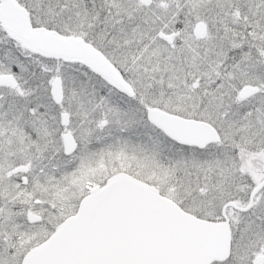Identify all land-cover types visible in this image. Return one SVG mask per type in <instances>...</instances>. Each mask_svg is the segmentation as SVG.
<instances>
[{"label": "snow or ice", "instance_id": "snow-or-ice-1", "mask_svg": "<svg viewBox=\"0 0 264 264\" xmlns=\"http://www.w3.org/2000/svg\"><path fill=\"white\" fill-rule=\"evenodd\" d=\"M0 264H264V0H0Z\"/></svg>", "mask_w": 264, "mask_h": 264}]
</instances>
